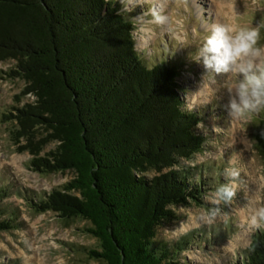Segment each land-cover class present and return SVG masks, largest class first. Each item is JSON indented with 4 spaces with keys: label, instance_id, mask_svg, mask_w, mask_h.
I'll list each match as a JSON object with an SVG mask.
<instances>
[{
    "label": "trees",
    "instance_id": "1",
    "mask_svg": "<svg viewBox=\"0 0 264 264\" xmlns=\"http://www.w3.org/2000/svg\"><path fill=\"white\" fill-rule=\"evenodd\" d=\"M135 22L114 0H0V63L25 82L18 105L4 116L19 152L43 174L74 178L44 198L27 197L36 213L82 219L98 241L89 249L100 264H190L181 254L197 237L176 243L154 237L180 219L168 206L210 207L209 172L188 167L209 137L201 114L185 111L177 59L148 66L136 49ZM27 96L33 101L23 103ZM264 160V114L254 128ZM55 144L46 156L42 152ZM0 232L18 218L1 202ZM235 264H264V228Z\"/></svg>",
    "mask_w": 264,
    "mask_h": 264
},
{
    "label": "rangeland",
    "instance_id": "2",
    "mask_svg": "<svg viewBox=\"0 0 264 264\" xmlns=\"http://www.w3.org/2000/svg\"><path fill=\"white\" fill-rule=\"evenodd\" d=\"M114 1L121 8L118 0ZM127 2L135 7V11L126 16L136 24V49L148 66L165 59H177L183 68L179 81L184 100L188 92V103L198 101L203 105L212 97L196 110L202 117L201 127L197 129L209 137L206 148L193 160L183 162L188 167L205 165L209 168L203 178L207 180L204 201L210 207H177L180 219L162 228L174 230L187 222L185 232L172 237L170 243H176L189 233L197 237V242H191L182 252L181 262L235 264L251 244L253 235L264 228L252 223L255 210L264 207V160L254 138L257 119L264 110L233 119L229 115L233 94L227 89L231 74L211 73L195 61L194 56L203 38L210 34L212 25L217 23L244 28L261 26L258 46L264 47V0ZM14 64L13 61L0 63V190L6 188L10 192L1 204L8 215L17 213L18 227L0 232V264H100L88 253L89 249L98 248V241L86 231L90 227L87 221L67 222L53 212L39 214L27 202L30 196H48L70 182L75 174L67 171L43 175L32 167L34 157L29 152L18 151V145L11 138V125L4 119L18 105L16 96L25 87L24 81L4 74ZM198 88L200 92L193 95L191 92ZM33 100L34 97L27 96L23 103ZM53 148L55 144L41 155L46 156ZM233 169L238 171L237 177L228 176V171ZM224 184L236 190L235 198L230 202L213 203L212 193ZM162 228L158 235L162 236Z\"/></svg>",
    "mask_w": 264,
    "mask_h": 264
},
{
    "label": "clouds",
    "instance_id": "3",
    "mask_svg": "<svg viewBox=\"0 0 264 264\" xmlns=\"http://www.w3.org/2000/svg\"><path fill=\"white\" fill-rule=\"evenodd\" d=\"M118 2L121 4V15L130 16L135 11V7L127 0H118ZM260 28L261 26L244 28L229 23L214 24L194 56L195 61L202 63L211 73L231 74L227 89L233 94L229 104V115L233 119H240L247 114L264 110V47L258 46ZM204 82L205 79L202 84ZM200 90L198 88L196 92L191 93L196 95ZM188 93L185 95L184 106L189 115L198 107L206 105L212 98L210 97L203 105L198 101L188 103ZM197 127L201 125L198 124ZM238 175L235 169L228 171L229 177ZM236 194V190L230 184H224L212 193V202H230ZM168 209L176 212L174 206L169 205ZM252 223L256 227L264 225V207L255 210ZM186 224L187 222L174 230L162 228V236L157 235L154 241L163 238L165 242H170L172 237L185 232Z\"/></svg>",
    "mask_w": 264,
    "mask_h": 264
},
{
    "label": "bare ground",
    "instance_id": "4",
    "mask_svg": "<svg viewBox=\"0 0 264 264\" xmlns=\"http://www.w3.org/2000/svg\"><path fill=\"white\" fill-rule=\"evenodd\" d=\"M159 1V0H158Z\"/></svg>",
    "mask_w": 264,
    "mask_h": 264
}]
</instances>
